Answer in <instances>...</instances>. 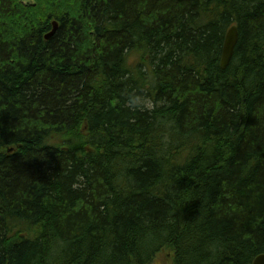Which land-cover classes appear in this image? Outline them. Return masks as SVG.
<instances>
[{"label":"trees","instance_id":"16d2710c","mask_svg":"<svg viewBox=\"0 0 264 264\" xmlns=\"http://www.w3.org/2000/svg\"><path fill=\"white\" fill-rule=\"evenodd\" d=\"M35 1L0 0V264H253L264 0Z\"/></svg>","mask_w":264,"mask_h":264},{"label":"water","instance_id":"95a60500","mask_svg":"<svg viewBox=\"0 0 264 264\" xmlns=\"http://www.w3.org/2000/svg\"><path fill=\"white\" fill-rule=\"evenodd\" d=\"M24 5H35V0H23ZM58 28V22H53V28L51 31H49L46 34V38L49 39L57 30ZM239 40V30L237 25H233L229 28L227 31L224 46H223V52L221 57V68L226 69L235 53L236 45ZM253 264H264V253L259 254L253 261Z\"/></svg>","mask_w":264,"mask_h":264},{"label":"rangeland","instance_id":"374dc122","mask_svg":"<svg viewBox=\"0 0 264 264\" xmlns=\"http://www.w3.org/2000/svg\"><path fill=\"white\" fill-rule=\"evenodd\" d=\"M148 102V101H147ZM173 251L170 248H166L161 251L150 264H172L173 262Z\"/></svg>","mask_w":264,"mask_h":264}]
</instances>
